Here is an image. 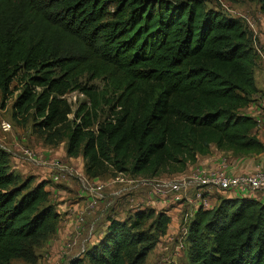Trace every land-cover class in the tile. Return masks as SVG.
<instances>
[{
	"label": "trees",
	"instance_id": "obj_1",
	"mask_svg": "<svg viewBox=\"0 0 264 264\" xmlns=\"http://www.w3.org/2000/svg\"><path fill=\"white\" fill-rule=\"evenodd\" d=\"M208 3L0 0V96L5 103L19 91L16 115L33 112L41 129L64 130L66 155L82 156L93 180L112 171L150 180L183 174L213 148L261 155L257 121L241 111L261 92L254 33ZM19 77L22 89L12 86ZM95 80L104 88L90 85ZM73 92L88 98L75 111L66 98ZM9 164L0 148V264H36V246L55 234L61 215L48 180H21ZM217 201L186 225L190 264H264L262 198ZM109 223L70 264H144L172 217L140 210Z\"/></svg>",
	"mask_w": 264,
	"mask_h": 264
},
{
	"label": "rangeland",
	"instance_id": "obj_2",
	"mask_svg": "<svg viewBox=\"0 0 264 264\" xmlns=\"http://www.w3.org/2000/svg\"><path fill=\"white\" fill-rule=\"evenodd\" d=\"M208 7L245 21L254 33L253 49L258 54L256 70L264 71V13L259 1L209 0ZM92 84L104 88L100 80ZM12 86L22 89V78H17ZM19 93L16 91L5 103L0 96V148L10 156L9 171L21 176V180L36 176L37 181H49L50 204L61 215L55 234L36 246V264H70L78 257L85 258L86 252L104 238L110 220L129 221L140 210L168 211L172 217L168 235L160 237L144 264H190L185 221L186 213L191 212L190 206L172 211L177 204H172L170 195L159 192V185L163 183L160 180L171 181L177 177L164 175L145 183L149 182L142 180L146 177L112 171L99 179H90L84 173L83 157L73 159L66 155L68 138L64 130L54 133L41 129L33 112L27 118L14 113L13 104ZM66 98L74 111L88 103V98L79 92ZM74 117V114L70 116V121ZM106 117L103 113L102 119ZM5 125H10L11 130H5ZM193 195L191 192L190 196ZM13 264L28 263L17 260Z\"/></svg>",
	"mask_w": 264,
	"mask_h": 264
},
{
	"label": "built area",
	"instance_id": "obj_3",
	"mask_svg": "<svg viewBox=\"0 0 264 264\" xmlns=\"http://www.w3.org/2000/svg\"><path fill=\"white\" fill-rule=\"evenodd\" d=\"M255 102L259 110L255 117L257 121L255 129L259 130L264 126V98H256ZM4 129L7 131L11 130V126L5 125ZM156 179L159 178L142 180L149 181L145 183H151L150 181H155ZM160 181L163 183L159 185V192L163 193V196L169 197L170 195L173 205L177 204L178 207H181L180 209L186 205L190 206L191 212H187L185 215L187 224L194 217L196 210L199 208H210V200L206 195L211 190L218 189L224 192L239 191V195L262 198L264 201V168L256 170L253 174H243L240 176H231L222 171H215L214 173L198 171L192 176L177 177L171 181ZM191 192L194 193L193 196H190Z\"/></svg>",
	"mask_w": 264,
	"mask_h": 264
},
{
	"label": "crops",
	"instance_id": "obj_4",
	"mask_svg": "<svg viewBox=\"0 0 264 264\" xmlns=\"http://www.w3.org/2000/svg\"><path fill=\"white\" fill-rule=\"evenodd\" d=\"M256 81L257 87L261 91L256 98H264V71L256 70ZM242 114L249 117H256L259 110L257 109L256 102L251 104L248 108L241 110ZM255 133L258 135L259 139L264 144V126L259 130L254 129ZM213 154L207 157H199L197 163L194 166H191L183 174H175L176 177L182 176H192L195 175L198 171L206 173H214L215 171H222L231 176H240L243 174H253L258 169L264 168V153L252 158H233L231 154H224L220 151H217L216 148L212 149ZM171 176V177H175ZM239 195V191H229L224 192L218 189L211 190L207 193L206 196L210 200V208L216 206L218 196H223L226 198H236ZM181 207H176L172 211H179ZM170 211V213L172 212Z\"/></svg>",
	"mask_w": 264,
	"mask_h": 264
}]
</instances>
